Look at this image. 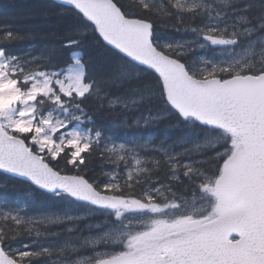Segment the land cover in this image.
Returning a JSON list of instances; mask_svg holds the SVG:
<instances>
[{"label":"snow or ice","instance_id":"6c2138e0","mask_svg":"<svg viewBox=\"0 0 264 264\" xmlns=\"http://www.w3.org/2000/svg\"><path fill=\"white\" fill-rule=\"evenodd\" d=\"M56 2L73 5L91 25L66 33L76 38L65 47L94 32L126 61L97 79L80 52L56 72L25 67L0 48V96L8 98L0 105V170L111 218L81 227L83 215L30 216L0 204V264H264V0H247L242 11L258 7V14L235 23L225 14L242 0ZM37 15L50 13L29 18ZM158 29L196 33L204 43L162 42ZM33 35L7 32L5 42ZM242 39L240 59H186ZM122 86L136 95H109ZM141 102H149L148 114L130 116ZM101 110L123 114L130 128L199 125L204 136L189 146L167 134L117 143L86 126ZM125 213L148 219L125 221ZM62 235L68 239L55 246L40 243Z\"/></svg>","mask_w":264,"mask_h":264},{"label":"trees","instance_id":"16d2710c","mask_svg":"<svg viewBox=\"0 0 264 264\" xmlns=\"http://www.w3.org/2000/svg\"><path fill=\"white\" fill-rule=\"evenodd\" d=\"M122 3L136 7L138 0H122ZM247 0H242L240 4L231 5L226 12L225 22L235 23V17L240 15H256L259 12L258 7H253L242 11ZM222 7V6H220ZM235 9V10H233ZM47 11L50 13L47 17L37 15L35 19L29 18L32 13H41ZM65 12L66 15H58ZM224 22H222L223 24ZM247 25H241L246 27ZM91 25L75 10L61 6L50 0H0V48L6 49L9 55L16 56L25 67L41 66L42 70L59 72L61 67H66L72 62L71 54L80 52L82 60L86 62V71L88 77L100 79L107 75L111 67L120 60L126 58L120 57L118 53L107 47L103 41L89 32L81 39L79 45L65 47L67 40L75 39L76 36H68L66 33H76L79 29L90 28ZM12 32L27 36L28 33H34L30 38L16 40L15 42H5V33ZM42 33H56L58 38H43ZM156 35L162 42L175 43L185 40H193L196 44L204 43L202 38L192 32H175L170 29H158ZM259 35V33L255 34ZM248 43L242 39L236 46L221 48L219 46L208 45L205 48L197 50L186 57L188 60L209 59L212 61H223L222 55L225 48L235 54H244ZM131 63V62H128ZM127 86L120 88H111L110 96L136 95L126 92ZM95 108V101H89ZM149 102H141L140 107L130 116L147 115ZM128 123H131L129 119ZM87 127H95L102 131L105 139L117 140V143L127 142H151L154 138L159 139L167 134L172 139L183 137L182 145L189 146L198 142L203 136L204 131L199 125L181 126L164 130L151 127H127L124 123L123 114H110L107 110H101L93 122L87 123ZM181 145H177V149ZM98 167L97 164L93 165ZM0 204H11L14 207L26 209V215L40 214H62L78 215L87 209L95 210L89 206L78 204L72 201L68 196L62 194L48 195L39 192L29 184L12 177L6 176L0 172ZM97 211V210H95ZM97 216L86 218L81 221V227L89 223L93 226L102 223L105 219H110L104 211H98ZM63 227V226H61ZM106 227V225H105ZM68 239L62 235L58 238L50 237L42 239L41 244L55 246L61 241ZM29 239H20L13 242L14 247H20L28 243Z\"/></svg>","mask_w":264,"mask_h":264},{"label":"rangeland","instance_id":"374dc122","mask_svg":"<svg viewBox=\"0 0 264 264\" xmlns=\"http://www.w3.org/2000/svg\"><path fill=\"white\" fill-rule=\"evenodd\" d=\"M242 56H244V54H235L233 53L232 51H230L229 49L225 48L224 52H223V55H222V60L223 61H231V60H235V59H240ZM80 59H82V54L80 56ZM216 62V61H215ZM0 91H3L2 88H0ZM8 102V98L5 97V96H0V105H3V104H6ZM187 211L191 212L193 211L192 208H189L187 209ZM69 215V214H68ZM78 215H83L85 216L86 218H93L98 214V211H95V210H92V209H87L86 211H82L81 213H79ZM168 216L169 218H172L173 214L171 212V210H169V213H168ZM125 221L129 220V219H132V220H136V219H148L147 216H144V217H138V216H133L132 214L130 213H125Z\"/></svg>","mask_w":264,"mask_h":264},{"label":"water","instance_id":"95a60500","mask_svg":"<svg viewBox=\"0 0 264 264\" xmlns=\"http://www.w3.org/2000/svg\"><path fill=\"white\" fill-rule=\"evenodd\" d=\"M50 1L55 2L56 4H59V5H61V6H65V7H67V8H70V9H73V10L76 11V9L74 8V6L71 5V4H69V3H57L56 0H50ZM77 12H78V11H77ZM78 13H79V12H78ZM79 14H80V13H79ZM86 21H87V20H86ZM134 32H135V29L129 28V29L127 30V33H126V36H127V42H128L131 46H135V41L132 39V35H133ZM105 45H106V44H105ZM106 46H108V45H106ZM108 47H109V46H108ZM109 48H110V47H109ZM111 49H112V48H111ZM113 50H114V49H113ZM114 51H115V50H114ZM0 172L3 173V174H5V175H7V176H9V177H12V178H15V179H17V180H20V181H22V182H25V183H27V184H30L32 187H34L36 190H39L40 192H43V193H46V194H52V195L55 194V193H53V192H50V191H47V190H44V189L40 188L39 186L33 184L30 180H28V179H26V178H24V177H21V176H18V175H14V174H11V173H8V172H5V171H3V170H0ZM68 197H69L70 199H72L73 201L77 202V203L85 204V205H90V204H88V203H86V202L75 200V199L71 198L70 196H68ZM90 206L96 208V207L93 206V205H90Z\"/></svg>","mask_w":264,"mask_h":264}]
</instances>
